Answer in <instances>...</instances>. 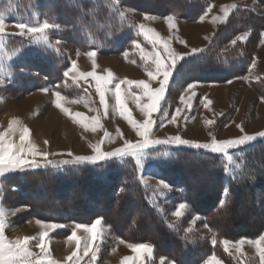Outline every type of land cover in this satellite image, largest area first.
<instances>
[{"label":"trees","instance_id":"1","mask_svg":"<svg viewBox=\"0 0 264 264\" xmlns=\"http://www.w3.org/2000/svg\"><path fill=\"white\" fill-rule=\"evenodd\" d=\"M257 1L264 5V0ZM209 6V0H0V12L9 22L36 24L48 19L61 25L59 31H49V38L62 43L47 51L29 46V37H5L3 48L10 60L0 63L5 64L6 76L12 74L7 88L23 93L43 88L66 93L70 88V94L79 96L82 83L63 77L70 67L68 54H131L134 42L144 40L130 10L195 22ZM262 32L264 15L247 8L234 10L210 44L180 62L169 96L191 82L220 83L244 75ZM246 33L244 41L237 39ZM17 49L24 54L18 55ZM234 163L227 173L221 155L187 146L173 149L167 159L143 172L131 157L95 165L54 162L59 167L6 172L1 177L2 204H24L32 216L51 222L90 224L101 218L114 235L151 243L165 263L206 264L218 254L217 245L208 236L186 230L184 220L170 222L167 213L186 203V220L199 215L218 239L257 238L264 230V138L241 149ZM148 179L166 182L171 192L161 199ZM225 188L226 204L218 208Z\"/></svg>","mask_w":264,"mask_h":264},{"label":"rangeland","instance_id":"2","mask_svg":"<svg viewBox=\"0 0 264 264\" xmlns=\"http://www.w3.org/2000/svg\"><path fill=\"white\" fill-rule=\"evenodd\" d=\"M209 2L211 10L203 15L202 21L201 18L195 22L176 18L174 21L176 27L172 29L168 27L164 19L166 16H153L155 19L146 20L144 14L140 12L131 10L129 12L136 19L137 26L143 24L145 28L154 30L162 40L167 41L170 47L184 58L194 54L193 49L201 50L210 44L237 8H247L259 15H264V5L259 4L257 0H209ZM232 5H235V8H231ZM225 9L229 12L227 17H225ZM6 21L9 22L7 19ZM12 23L14 22L9 23L6 32L17 33L19 30L11 26ZM137 28L144 40L143 44L138 43L145 50V53L151 54L156 50L163 52L160 45H156L154 49L151 41L140 32L139 27ZM246 37L248 36L246 35ZM51 42L55 45V41ZM96 53L97 55L94 58L95 67H93L92 59L85 53L74 52L68 54L70 67L73 61L77 64L76 72H70L68 78L74 83H82L83 91L79 96H77L78 92L75 96L70 94V88L65 90L66 93L52 88H48L47 93L41 89L23 93L17 89L7 88L8 83L0 86V98H2L0 99V133L7 131L11 120H18L21 127H27L30 130L29 139L38 146L40 151L63 153V155H50L48 159L52 163H62L65 160L72 161L75 156H92L94 153L90 147L91 145L100 144L102 151L111 152L123 148L125 140L133 143L140 141L141 138L136 135L127 120L117 110L112 93H106L109 107L107 114H105L99 101V95L96 92V81L92 77L85 78L82 74L94 72L96 76H107L111 72L116 82L120 80H143L148 82L153 89L159 87V80L162 77H157L155 80L150 79L146 69H153L154 65L151 64L150 60L141 59L145 53H141L138 48H134L131 54L104 55L99 52ZM5 59L9 61L10 56L6 54L2 47L0 48V62ZM2 65L5 68V64L2 63ZM130 69L133 72H130ZM176 73L177 70L174 72L173 78H175ZM5 77L7 76L5 75ZM173 78L169 88L174 83ZM191 83H195L196 87L184 92L187 84L181 92L172 94V97L169 96L170 90L168 89L165 99L161 102V111L153 114L155 120L152 129L153 138L165 140L169 137L180 136L193 142L210 143L212 137L223 141L235 139L244 134L256 135L258 132H264V103L261 102V97H264V37L262 41L256 40L253 47L252 61L244 75L220 83ZM126 88H128L127 85H121L122 92ZM57 91L65 97L60 101V108L55 106L56 97L54 93ZM128 91L132 93V96L139 95L141 92L140 89L135 87V84ZM182 93L185 95L186 103L190 99V106L181 104L179 97ZM167 98L170 101L166 104ZM73 100L76 102L73 103ZM125 101L132 117L138 123H143L144 116L134 99L125 97ZM207 101L211 103H207ZM145 102V99H141L140 105ZM177 108L181 109V117L177 119L175 124L167 123V119L162 113H166L167 118L170 119ZM77 113L80 115L77 116ZM96 119H99V126L96 127L95 131H92L93 121ZM207 121H213V123L208 124ZM162 124L164 126H161ZM237 125L242 127L244 132H241ZM117 129H119V132ZM105 133L109 135L105 136ZM121 133L123 138H121ZM13 140L15 143H19L18 133L13 137ZM246 146L248 145L242 146L240 149L230 150L233 155L231 163L221 155L227 164V173H230V168L235 165L234 161L239 151ZM181 147L184 146L161 144L148 149L150 158L144 162L140 171L143 172L150 164L159 162L161 160L159 157L163 153L170 154L173 149ZM69 152L73 155H67ZM153 156L158 157V159H152ZM36 161L40 164L47 163L40 157H37ZM148 181L158 190V196L161 199L171 192L170 187H163L161 181L155 179H148ZM1 192L2 179L0 177V197H2ZM42 199L45 198L42 197ZM23 206L26 205L12 203L5 206L0 200V207L3 208L5 213L6 227L4 235L8 241L23 239L26 236L37 237L36 240L30 242L29 250L39 256L40 248L36 247V244L42 229L37 220L41 222L51 221L32 216L28 206ZM13 209L19 210L13 214ZM176 211H180L181 216L174 215ZM186 213H190L187 207L179 209L177 206L167 213V217L172 223L184 220L182 223L187 225L186 230L193 229L200 235L208 236L211 243L215 239L217 241L215 245H217L219 251L215 256L222 261V264H262L255 247L248 243H245L239 251L235 247H230L229 252H225L224 246L220 243L222 239H218L208 225L205 227L202 217L190 215L189 219L186 220ZM196 216H199L200 219H195ZM92 223L83 225L90 226ZM61 224H64L65 227L51 231L46 241L50 258L56 261V264H72V262L67 261L66 257L73 252L77 253L79 264H124L125 260L126 264H160L161 258L156 255L154 246L151 243H135L128 239H122L114 235L110 226L104 221L98 226V229L102 231L103 242L99 244L96 257H92V250L89 251L88 255H84L82 249L88 240L89 234L81 229H76L77 222H62ZM73 231H76L78 238H83L79 247L75 240H69ZM262 233H264V230ZM245 239L255 240L256 238ZM238 240L229 241L236 242ZM136 244L150 245L153 248L152 256L149 257L146 253H137L129 247V245ZM165 264H170V262Z\"/></svg>","mask_w":264,"mask_h":264},{"label":"snow or ice","instance_id":"3","mask_svg":"<svg viewBox=\"0 0 264 264\" xmlns=\"http://www.w3.org/2000/svg\"><path fill=\"white\" fill-rule=\"evenodd\" d=\"M93 3L96 0H92ZM231 8H235V5L230 6ZM211 10V6H209L208 11ZM121 16L124 15L123 12L120 13ZM229 15L227 9H225V17ZM144 19H155V17L145 13ZM166 23L170 29L175 28V15H167L165 18ZM203 20V16H201V21ZM8 21H6L5 14L0 12V48L3 47L5 37L9 36H20V37H29V46H35L36 48L43 49L47 51L48 49H53L54 45L50 41L49 31L57 30L59 31L61 25L49 22L48 19H44L43 23L30 24L23 20L12 23L11 26L17 28L19 31L17 33H8L6 32V28L9 26ZM140 32L151 41L153 44V48H156V45H160L163 49V52L156 50L151 54L145 53V50L141 48V45L138 42H134V46L140 49L141 53H145L142 55L141 59L150 60L151 64L154 65L153 69H146L147 75L150 79L155 80L157 77H162L159 80L158 88H151L148 82L143 80L140 81H131V80H120L118 82L114 81V77L111 72L108 73L107 76H96L94 72H89L82 74L85 78L92 77L96 81V92L99 95V101L101 106L104 108L105 114L108 111V102L106 100V93L111 92L114 99L116 108L119 111L120 115L127 120L128 124L133 128L136 135L141 138L140 141L133 143L131 141L125 140V146L120 149H116L111 152L102 151L101 145H91L92 151L94 155L92 156H75L72 161L65 160L63 163H74L76 165L82 163L89 164H97L100 161H110L114 159H120L121 162L124 161L126 157H131L132 160L135 161V165L137 168L142 169L144 162L149 159L148 149L155 147L156 145L161 144H172L177 147L179 146H187L196 150H204L211 154H220L226 157V160L231 163L233 161V155L230 153V150L240 149L242 146L249 145L253 141L258 138H264V132H258L256 135H248L244 134L235 139H228L219 141L215 137H212L210 143H199L193 142L186 139L181 138L180 136L169 137L165 140L155 139L153 138V126L155 124V120L153 119V114L161 111V102L165 99L166 93L169 89L171 79L174 76V72L177 70V65L181 60L184 59L183 56L176 53L169 45L167 41L162 40L159 34L155 33L152 29H147L143 24L139 26ZM247 33L245 35L237 37V39L244 41ZM261 36L264 37V32L261 33ZM233 44L236 43V40L231 41ZM62 41L60 39L55 40V45H60ZM56 52H59V49H55ZM197 49H193V53H196ZM17 54H24L21 49H17ZM79 54V53H77ZM90 59L93 61V67H95V56L97 55L96 51H87L85 53ZM134 62V61H133ZM254 66V63H253ZM77 64L75 61L72 62L71 67L63 72V77L67 78L70 72H76ZM12 82V74L9 72L8 76L4 75V67L0 64V86H4L6 83ZM133 84L135 87L140 89L141 92L139 95L132 96V93L128 91ZM121 85H127L123 92L121 89ZM196 87L195 83H190L184 89V92H187ZM43 92L47 93L49 91L48 88L41 89ZM56 100L55 106L57 108L61 107L60 101L65 99L64 96L61 95L60 92L54 93ZM125 97H132L134 101L137 103L138 107H140V111L144 116L143 123H138L133 117L131 112L126 107ZM2 99V98H0ZM141 99H145L146 102L143 105H140ZM181 104H186V106H190V99L186 103L185 95L182 93L179 97ZM73 103L76 101L73 100ZM261 102L264 103V97H261ZM207 103H211L207 101ZM63 111H67L66 109H62ZM165 115L167 119V123L175 124L177 119L181 117V109L177 108L175 113L171 115L170 119L167 118L166 113H162ZM77 116L80 114L77 113ZM208 124H212L213 121H207ZM99 126V119L93 121L92 131L96 130V127ZM161 126H164L163 124ZM87 127V126H85ZM240 128L241 132H244V129L237 125ZM119 132V129H117ZM19 134V143H15L13 137L16 134ZM108 133H105V136H108ZM211 135V134H210ZM30 130L27 127H21L20 122L16 119H13L9 122L7 131L0 133V177H4L6 172H20L25 173L28 170L38 169L40 167H59L58 165L52 164V162L48 159L50 155H63V153H49L47 151H40L38 146L30 141ZM121 138H123V134L121 133ZM47 143V141H45ZM67 155L72 156V153H67ZM169 153H163L160 159H167L169 157ZM40 157L43 161H46V164L37 163L36 158ZM31 158V159H29ZM152 159H158V157H151ZM240 166L237 165V168ZM228 171V168L225 167V172ZM254 179V178H253ZM163 187L168 188L166 182L161 181ZM229 193L227 188L224 189V197L218 203V208L224 207L226 204V197ZM2 200V197H0ZM27 207V206H23ZM187 207L186 203H181L178 205L179 209H185ZM19 209H13L12 212L15 214ZM4 210L0 207V264H56V261L50 258L49 248L47 244V239L49 238V233L59 228L65 227L64 224L56 223V222H41L37 220V223L41 227L42 231L39 233L38 243L36 247L40 248V255L37 256L30 249V242L32 240H36L37 237H24L23 239H16L15 241H8L4 235L5 232V219H4ZM176 216H181L180 211H176L174 213ZM195 219H200L199 216L194 217ZM102 224L101 218H96L94 223L90 226L83 225L77 223L75 225L76 229H81L83 232L88 233L89 237L87 242L83 246V254L88 255L89 251H91L92 257L95 258L97 252L99 251V244L103 242L102 231L98 229V226ZM207 227V224H205ZM190 231V229L188 230ZM83 238H78L76 231L71 233L69 240H75L77 242V246L79 247L80 241ZM123 243V241H121ZM213 245L217 243L215 239L212 241ZM220 243L224 246L225 252H229L230 247H235L238 251L241 247L248 243L255 247L256 252L260 256L262 264H264V233L260 234L258 238L255 240H248L245 238H241L240 240L233 242L228 239H224L220 241ZM133 251L137 253H146L149 257L152 256L153 248L148 244H136L129 245ZM75 258V259H74ZM67 261L72 262V264H79V257L76 252H73L70 256L66 257ZM126 264V260L124 262ZM160 264H165V258L161 257ZM170 264H175L174 261L170 262ZM206 264H222V261L219 260L215 255H213L210 260L206 262Z\"/></svg>","mask_w":264,"mask_h":264},{"label":"crops","instance_id":"4","mask_svg":"<svg viewBox=\"0 0 264 264\" xmlns=\"http://www.w3.org/2000/svg\"><path fill=\"white\" fill-rule=\"evenodd\" d=\"M129 71H130V72H133V70H132V69H130Z\"/></svg>","mask_w":264,"mask_h":264}]
</instances>
